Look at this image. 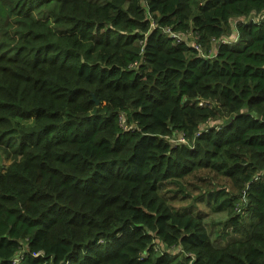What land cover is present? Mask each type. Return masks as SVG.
<instances>
[{"label":"trees","instance_id":"16d2710c","mask_svg":"<svg viewBox=\"0 0 264 264\" xmlns=\"http://www.w3.org/2000/svg\"><path fill=\"white\" fill-rule=\"evenodd\" d=\"M0 159V264H264V0H0Z\"/></svg>","mask_w":264,"mask_h":264},{"label":"built area","instance_id":"2783aa9c","mask_svg":"<svg viewBox=\"0 0 264 264\" xmlns=\"http://www.w3.org/2000/svg\"><path fill=\"white\" fill-rule=\"evenodd\" d=\"M148 17L150 18L151 16L148 15ZM241 20L243 22L246 19L243 18ZM151 27L152 28L157 27V23L155 21H152ZM170 37L177 38L176 40L179 41V42H181L180 40L186 41L189 45H191L195 49V51L197 53H199L200 55H204L203 49L201 48V46L199 44H197V41H196L197 36L196 37H192L191 36V38H189L186 35H180V34H176L174 32H171ZM234 37L235 38L232 39L233 41H230V40L227 41V39H224V42H226V43H232V42L235 43V42H237L238 41V38H239V35H238L237 32H235ZM214 56H215V54H213V52L209 55V57H211V58L214 57ZM199 105H202V104L199 103ZM168 139H169L170 142H172L175 145H179L181 143L188 144V145L190 144L189 141H187V139L183 135H181V134L179 136H177V137H169ZM176 251H182V250H181V248H179ZM17 260L18 259H16L15 262H17Z\"/></svg>","mask_w":264,"mask_h":264},{"label":"rangeland","instance_id":"374dc122","mask_svg":"<svg viewBox=\"0 0 264 264\" xmlns=\"http://www.w3.org/2000/svg\"><path fill=\"white\" fill-rule=\"evenodd\" d=\"M238 22H242V20H234L232 22V26L233 29L235 30L236 24ZM244 22V21H243ZM236 30L234 31L232 37H230V41H233L232 39H234V34H235ZM214 53V51H213ZM213 126L216 125L215 122H213L212 124ZM3 166H7V162L4 159H0V168ZM208 224V222H206V225ZM224 225H212L209 229L211 231V233H213V240H215L217 243H219L220 245H224L229 239H230V235L234 236L233 234H228L226 235V230H224Z\"/></svg>","mask_w":264,"mask_h":264},{"label":"crops","instance_id":"0c3cea01","mask_svg":"<svg viewBox=\"0 0 264 264\" xmlns=\"http://www.w3.org/2000/svg\"><path fill=\"white\" fill-rule=\"evenodd\" d=\"M7 162V160H5ZM9 164V162H7V165Z\"/></svg>","mask_w":264,"mask_h":264},{"label":"water","instance_id":"95a60500","mask_svg":"<svg viewBox=\"0 0 264 264\" xmlns=\"http://www.w3.org/2000/svg\"><path fill=\"white\" fill-rule=\"evenodd\" d=\"M99 102L97 101V104H98Z\"/></svg>","mask_w":264,"mask_h":264}]
</instances>
